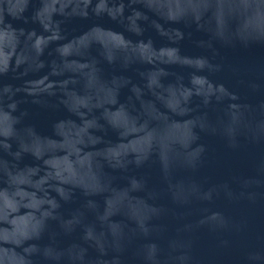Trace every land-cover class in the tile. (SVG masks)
I'll use <instances>...</instances> for the list:
<instances>
[{
  "label": "water",
  "instance_id": "1",
  "mask_svg": "<svg viewBox=\"0 0 264 264\" xmlns=\"http://www.w3.org/2000/svg\"><path fill=\"white\" fill-rule=\"evenodd\" d=\"M0 264H264V0H0Z\"/></svg>",
  "mask_w": 264,
  "mask_h": 264
}]
</instances>
